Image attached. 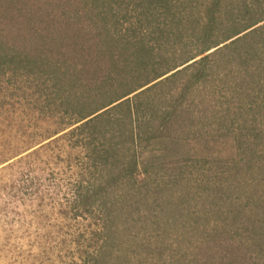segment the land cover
Wrapping results in <instances>:
<instances>
[{"label": "trees", "instance_id": "trees-1", "mask_svg": "<svg viewBox=\"0 0 264 264\" xmlns=\"http://www.w3.org/2000/svg\"><path fill=\"white\" fill-rule=\"evenodd\" d=\"M73 1L65 0L58 15L43 14L42 23L36 25L19 21L31 11L17 5L14 10L0 7V14L18 13L7 22L0 19V194L3 210L12 208V224L26 232L28 261L257 264L258 257L249 258L238 229L213 227L201 254L191 261L174 253L173 247L154 250L146 234L152 230L159 237L164 214L173 206L180 211L174 197L161 200L166 192H180L177 188L190 181L200 165L196 158L203 148L193 147L195 141L208 148L217 131L237 140L249 138L245 130L255 134L244 117L247 107H264V84L250 87L247 80L252 74L264 81L259 65L264 62V45L250 43L264 31V17L243 27L227 26L211 9L196 51L182 53L181 60L165 71H155L142 84L122 94H108L101 102L99 84L107 73L98 67L100 57L93 50L99 47L98 30L111 37L112 27L132 11L143 30L151 32L159 27L160 18L167 17L171 31H181V3ZM175 39L184 38L179 33ZM72 66L82 74L77 83L65 79ZM229 67L235 69L223 73ZM222 76L231 98L228 115L217 113L214 94L206 102L195 100L202 85L207 88ZM178 78L188 81L163 106L142 98ZM77 85L88 91L76 90ZM203 107L208 125L201 124ZM262 139L255 149L259 156L264 154V133ZM208 200L216 205L214 197ZM263 240L264 233L257 243Z\"/></svg>", "mask_w": 264, "mask_h": 264}, {"label": "rangeland", "instance_id": "rangeland-1", "mask_svg": "<svg viewBox=\"0 0 264 264\" xmlns=\"http://www.w3.org/2000/svg\"><path fill=\"white\" fill-rule=\"evenodd\" d=\"M84 1L86 2V0H75L70 3ZM63 3H66L65 0H0V7L14 10L17 5L19 8L29 10L31 11L29 14L19 16V21L24 22L25 25L27 23L36 25L42 23L45 18L43 14L58 15L63 11L61 10L64 7ZM173 3H181L179 7L181 16L178 20L181 31H171L172 27L167 17L160 18L159 27L151 32L147 27L143 30L137 21V15L132 11L123 15L125 18H121L119 26L112 27L111 37L104 31L98 30L101 31V36L95 42L99 47L93 50L100 57L101 63L97 64L98 67L102 66L107 75L105 81L99 84L102 91L97 101H105L108 94L115 96L125 93L128 89L151 78L155 71H165L173 65L174 61L179 62L182 53L196 51L197 37L200 36L211 9H216L220 22L227 26L234 23L243 27L244 24L264 17V0H173ZM15 17H18V13L0 14V19L6 22ZM179 33L183 40L175 39V35ZM260 34L252 38L250 43L258 47L264 45L261 42L264 40L262 35L264 31ZM131 36L133 41H136L131 42ZM259 65L261 69H264V62ZM232 68L235 69V67H229L223 70V73L232 71ZM80 73L79 68L72 66L68 68L65 79L68 83H77L82 77ZM136 77L137 79L134 80ZM223 79L224 76L218 78L216 83L207 88L202 85L195 100L197 97L198 102H206L205 99H212L214 94V104L218 106L217 113L228 115L227 102L231 98L227 94V87L223 85ZM261 79L258 75L251 74L247 80L252 87L259 85L260 81L263 85L264 81ZM187 81V78L173 79L142 98L145 101H154L157 106H163L173 98L177 88ZM64 82L66 83L65 80ZM76 90L88 91L80 86ZM204 108H199V116H202L201 124L208 125V121L204 119L209 114L204 113ZM234 109L233 105L231 111L233 116ZM244 118L250 121L249 126L256 130L255 134L259 137H255L252 130H245L244 133L249 138L244 137L245 135L243 138L239 133L240 140L228 139L225 138V132L217 131L216 137L208 148H204V145L198 141L193 143V147L203 148L198 154L199 158H196L201 161L200 165L195 169L190 181H185L183 187L177 188L180 192H166L161 200L164 203L167 198L174 197L175 205L180 206V211L173 206L170 212L164 214L163 220L170 223L165 224L163 221V230L160 231L159 237L152 230L146 234L148 239L146 242L152 244L154 250H159V246L164 251L167 247H173L174 253L179 252V256L191 261L197 258L202 248L206 246L208 231L218 225L223 231L227 228L238 229L249 247L247 250L249 258L258 257L257 264H264V240L261 244L257 243L260 235L264 233V208L262 207L264 154L259 156L255 153L257 145L263 142L264 107L255 109L247 107ZM191 131L196 132V128H191ZM193 156H196V153ZM251 159L254 164L250 163ZM206 161L207 163H204ZM234 164L238 165L236 169ZM213 181L217 184H211ZM208 196L214 197L215 206L212 205L213 201L208 200ZM3 203L0 194V264H31L27 259L29 248L26 232L19 224H12V208L9 206L3 210ZM20 210L24 211L25 207H20ZM255 213L259 216H255ZM252 217L254 218L251 221ZM7 223L10 224L7 225ZM152 237L155 238L152 239Z\"/></svg>", "mask_w": 264, "mask_h": 264}]
</instances>
